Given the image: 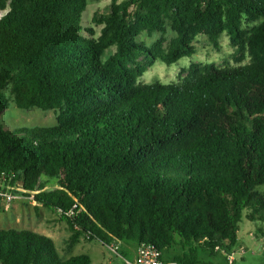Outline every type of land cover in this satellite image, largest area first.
Listing matches in <instances>:
<instances>
[{
	"label": "trees",
	"instance_id": "1",
	"mask_svg": "<svg viewBox=\"0 0 264 264\" xmlns=\"http://www.w3.org/2000/svg\"><path fill=\"white\" fill-rule=\"evenodd\" d=\"M86 8L0 0V114L10 103L57 114L47 128L0 125V212L7 191L33 196L66 223L69 248L144 243L177 264L229 254L243 217L264 224V0H111L92 18L99 32L83 25ZM224 34L238 65L139 81L155 61L194 55L198 35L218 50ZM0 264L91 259L0 228Z\"/></svg>",
	"mask_w": 264,
	"mask_h": 264
},
{
	"label": "rangeland",
	"instance_id": "2",
	"mask_svg": "<svg viewBox=\"0 0 264 264\" xmlns=\"http://www.w3.org/2000/svg\"><path fill=\"white\" fill-rule=\"evenodd\" d=\"M111 0H87L86 11L82 15L84 26H93L99 32V26H95L92 18L95 13L105 14L108 12ZM146 43L156 39L143 34L140 37ZM193 45L195 53L191 57H183L177 62L167 65L161 61L154 64L140 77L142 83L176 82L180 79L179 72L191 62L200 64H214L218 67L236 66L234 48L229 44L228 37L224 34L220 38V47L216 50L209 44L204 35H198ZM109 50L105 56L109 55ZM247 62L245 59L242 63ZM56 112L54 110H41L33 107L27 110L17 108L10 103L0 114V125L5 130H34L56 125ZM20 185V183H19ZM49 190L59 189L56 179H49L46 185ZM9 193V191H7ZM2 211L0 212V228L25 229L51 237L56 248L63 258L72 255L85 254L91 259V264H125V259L134 261L136 253L126 243H118L112 249L100 240H89L81 237L71 248L68 247L70 232L65 222L50 210L38 206L37 203L22 197L9 202L1 200ZM245 216V212L243 213ZM234 262L232 264H264V224L251 222L243 217L237 232V242L232 249ZM229 253V254H230ZM171 252H163V257L169 259ZM227 254L221 251L217 256L211 257L207 253H200L197 264H228Z\"/></svg>",
	"mask_w": 264,
	"mask_h": 264
},
{
	"label": "built area",
	"instance_id": "3",
	"mask_svg": "<svg viewBox=\"0 0 264 264\" xmlns=\"http://www.w3.org/2000/svg\"><path fill=\"white\" fill-rule=\"evenodd\" d=\"M3 198L9 202L15 200L18 197H22L29 201H33V196H19L12 193L1 194ZM112 249L114 246H110ZM162 253L150 244H140L136 249V257L134 261L125 259V264H177L173 261H164L161 259ZM234 262L233 253L227 254V263L232 264Z\"/></svg>",
	"mask_w": 264,
	"mask_h": 264
},
{
	"label": "crops",
	"instance_id": "4",
	"mask_svg": "<svg viewBox=\"0 0 264 264\" xmlns=\"http://www.w3.org/2000/svg\"><path fill=\"white\" fill-rule=\"evenodd\" d=\"M134 251H135V249H134ZM136 253V252H135Z\"/></svg>",
	"mask_w": 264,
	"mask_h": 264
}]
</instances>
